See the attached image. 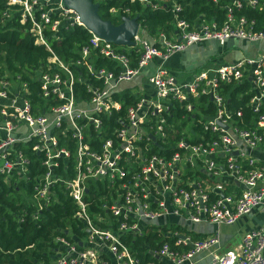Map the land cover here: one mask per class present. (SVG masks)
I'll use <instances>...</instances> for the list:
<instances>
[{"label": "built area", "instance_id": "obj_1", "mask_svg": "<svg viewBox=\"0 0 264 264\" xmlns=\"http://www.w3.org/2000/svg\"><path fill=\"white\" fill-rule=\"evenodd\" d=\"M91 1L99 5L106 0ZM126 1L170 12L172 29L150 36L138 13L130 15L127 6L109 7L117 23L137 17L133 45L125 47L134 57L87 31L88 45L73 65L85 77L74 79L47 44L45 30L84 28L76 12L61 0H7L20 7L19 22L29 24L33 43L50 56L45 71L32 76L39 83L40 106L34 108L24 97L26 85L18 77L13 83L7 75L0 77V176L6 183L26 180L27 159L15 145L31 141L30 150L44 169L32 184L33 217L53 198V185L59 184L73 203L78 232L65 229L54 237L53 259L47 264H264V229L244 233L226 251L219 250L215 235L194 239L187 229L205 221L231 225L264 203V162L238 147L242 143L264 152V55L190 74L168 66L171 56L189 45L215 40L224 46L230 38L257 42L264 40V31L242 29L243 19L236 20L229 5L217 26L180 18L183 0ZM230 4L241 6L239 0ZM92 50L110 66L96 67ZM133 79L137 90L123 86ZM76 82L89 93L87 99L75 97ZM222 83L248 84L245 106L253 117L247 123L241 111L227 108L218 89ZM124 90L127 96L120 95ZM52 98L58 103L49 104ZM198 98L211 103L210 114L199 111ZM175 112L188 123L176 131L171 122ZM21 123L25 135L18 130ZM224 184L232 189L225 191ZM138 238L144 242L137 252ZM204 252L209 261L199 263L195 256Z\"/></svg>", "mask_w": 264, "mask_h": 264}, {"label": "trees", "instance_id": "obj_2", "mask_svg": "<svg viewBox=\"0 0 264 264\" xmlns=\"http://www.w3.org/2000/svg\"><path fill=\"white\" fill-rule=\"evenodd\" d=\"M241 6L233 7L230 0H183L180 2L181 10L179 17L193 22L195 19L207 22L214 21L217 26L225 18L226 9L229 5L231 14L237 20L243 19L242 29L252 32L264 31V0H254V5H247L246 0H239ZM7 0H0V77L5 72L8 79H16L25 83L27 92L24 97L34 105L40 106L39 83L32 76L36 70L45 71L49 53L42 45L33 43V36L28 32L29 24L19 22L18 5H7ZM111 6L129 7L130 15L139 14V24L148 35H155L162 31L169 32L172 28L169 22L172 14L168 11L148 8H140L138 5H129L126 0H106L98 5V14L102 19L109 20L116 24L118 18L111 17L107 9ZM6 12L8 16H4ZM47 44L53 54L64 64H67L73 73L74 79L78 75L85 77L82 69L75 71L73 65L79 58L81 47L88 45L90 34L80 26L71 28H60L55 32L45 30ZM89 47V46H87ZM120 51L126 52L128 56L134 57L132 51H126L125 47L117 46ZM90 51V57L94 60L96 67H109L110 63ZM248 84L237 83L234 85L222 83L219 85V92L227 102V108L233 112L241 111L243 123H247L253 117L250 110L245 106ZM73 93L77 99H87V93L81 83L76 82L73 86ZM128 91L120 93L127 96ZM58 101L50 99L49 104H57ZM196 106L200 112L210 114L212 105L206 99H196ZM178 108H174L176 111ZM171 122L175 131L180 129L184 121H179V114ZM114 115V114H113ZM255 118V114H254ZM249 126V125H248ZM197 127H194L196 130ZM104 134L109 135L106 131ZM31 141L16 144L15 148L26 156V180L13 182L12 179L6 183L0 176V264H47L53 259L54 237L62 235L63 230L70 229L78 232V222L74 219V205L71 200L62 193L59 184L53 185L52 199L40 210V216L34 218L35 203L31 196L34 178L44 171L39 166L37 155L30 150ZM164 149V148H163ZM169 148L165 149L168 150ZM68 175V174H66ZM65 175V176H66ZM225 191L231 190L224 184ZM194 239L199 235L190 232ZM143 239L138 238L134 245L135 250H140L139 245ZM152 246V245H149Z\"/></svg>", "mask_w": 264, "mask_h": 264}, {"label": "crops", "instance_id": "obj_3", "mask_svg": "<svg viewBox=\"0 0 264 264\" xmlns=\"http://www.w3.org/2000/svg\"><path fill=\"white\" fill-rule=\"evenodd\" d=\"M209 42H213V41H209ZM237 42H239L240 44ZM236 43L238 44L239 50L243 51V55L234 57V59L231 58L229 60H224L221 56H216V55H206L205 57L197 56L194 58H190L186 54L189 52L187 51L189 49L188 48L186 50L187 52L185 50L182 51V53L179 52L181 55L180 57L181 61H180V64L176 66L175 70L179 72L182 71V73L184 74H190L194 71H199L201 68L207 67L208 65L227 64L230 62L238 61L241 58L264 55V40L257 41V42H246L242 40H234L232 46H230L229 48L226 47L225 45L221 46L218 43H215V45L221 48V50H228V49L232 50V49H236L234 48L236 46ZM212 46L213 44L209 43L208 47L212 48ZM232 60H235V61H232ZM169 63L170 62H168V64ZM147 69L148 68H146L145 71L143 72L144 74L147 73L148 71ZM238 147L247 156L254 157L257 160H259L260 161L259 163L264 162L263 161L264 160L263 151L248 149L242 143H239ZM208 182H211V181L208 180ZM260 185L264 188V179L260 182ZM257 228L264 229V203L261 204L260 206H257L253 210H251V212H249L248 214L239 217L231 225H217V224H213V223L205 221V222L194 223L192 226L189 227V231L193 232L196 235H199L200 238H203L208 235H215L218 238L219 250L226 251V250L234 249L240 243L241 237L243 236L244 233L250 230H253V229H257ZM207 252H204L201 255L195 256L196 257L195 260L197 261L200 258L199 263H205L209 261V255L207 254ZM263 254H264V251H263Z\"/></svg>", "mask_w": 264, "mask_h": 264}, {"label": "water", "instance_id": "obj_4", "mask_svg": "<svg viewBox=\"0 0 264 264\" xmlns=\"http://www.w3.org/2000/svg\"><path fill=\"white\" fill-rule=\"evenodd\" d=\"M64 7L72 9L86 31L115 46L130 47L137 29V17H122L120 22L112 24L98 14V5L91 0H61ZM233 44V39L225 42L226 47Z\"/></svg>", "mask_w": 264, "mask_h": 264}, {"label": "rangeland", "instance_id": "obj_5", "mask_svg": "<svg viewBox=\"0 0 264 264\" xmlns=\"http://www.w3.org/2000/svg\"><path fill=\"white\" fill-rule=\"evenodd\" d=\"M209 41H213V42H209ZM208 42L213 44L212 48L208 47V45H209ZM214 42L217 43L215 40H207L206 42L202 41L200 43H195V44L189 45L185 49V51H186L189 48L187 50L189 52L186 53V54L190 58H194V57H197V56H204L205 57L206 55H216V56H221L224 60H229L231 58L234 59V57H238V56H242L243 55V51L239 50V47H238V44H237L239 42H237L236 46L234 47L236 49H232V50H229V49L228 50H221V48H219L217 45H215ZM197 44H199V45H197ZM248 55H250V54H248ZM180 57H181L180 53H177V54L173 55L168 61V62H170L168 64L169 68L175 69L176 66H178L180 64V61H181ZM232 61H235V60H232ZM220 62H222V61H220ZM74 70L77 71V69H74ZM5 74L8 75L6 72H5ZM143 75H144V73L141 74V76H143ZM13 82H15V81L11 79V83H13ZM135 83H136V81H135V79H133L130 82L123 83V86H128L129 90L134 91V90L138 89V87L135 86ZM187 124L188 123H185L184 126L186 127ZM18 130H19L21 135H25L28 132L26 126L23 123L18 125ZM192 225L187 226V229L189 230V227L192 226Z\"/></svg>", "mask_w": 264, "mask_h": 264}]
</instances>
